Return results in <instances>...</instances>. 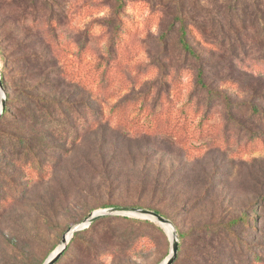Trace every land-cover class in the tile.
Masks as SVG:
<instances>
[{
	"label": "rangeland",
	"instance_id": "1",
	"mask_svg": "<svg viewBox=\"0 0 264 264\" xmlns=\"http://www.w3.org/2000/svg\"><path fill=\"white\" fill-rule=\"evenodd\" d=\"M221 3L0 0L9 107L0 122V264H44L72 226L115 206L170 219L173 264H264V61L249 46L231 48L230 30L223 50L204 41L194 25L210 29ZM180 17L200 60L183 49ZM220 20L225 32L243 30ZM200 64L208 85L231 95L233 118L222 99L198 91ZM30 95L57 111L21 116ZM241 215L249 223L235 229L238 246L218 235L217 254H205L198 228ZM107 216L146 219L99 218ZM148 220H101L56 264H161L171 230ZM140 232L145 244L115 256V242Z\"/></svg>",
	"mask_w": 264,
	"mask_h": 264
},
{
	"label": "trees",
	"instance_id": "2",
	"mask_svg": "<svg viewBox=\"0 0 264 264\" xmlns=\"http://www.w3.org/2000/svg\"><path fill=\"white\" fill-rule=\"evenodd\" d=\"M120 1V0H119ZM219 16V17H217ZM220 18L228 19L230 23H233L234 25L241 24V27L243 28L242 32L236 29L235 26H229L226 30V32L223 30V25L220 20ZM179 32H180V42L183 46V49H185L192 57H195L196 59L200 60L202 57L197 55L196 51L193 49V47L189 44L187 38L189 35L190 27L187 26V22L184 18L180 17L179 19ZM211 22L210 29L202 28L200 25H194L199 31H201L202 34H204L205 38L204 41L208 44H212L214 46L220 47L219 49L223 50V45L226 43V39H229V36L227 35L228 30H230L236 39L235 46L232 45L231 48L235 49L239 45L243 50L246 49L247 46H249L252 51L256 53H260L259 57L256 59V61L263 62L264 61V0H222V3L218 5L217 8V15L216 16H209V23ZM217 24L219 25V31ZM241 33L243 34V37L241 36ZM221 34L222 36H220ZM227 35V36H226ZM225 37V38H224ZM228 41V40H227ZM258 67L260 68L259 63ZM200 69L198 70L197 79H196V87L198 91H202L205 93L206 98H209L210 100L213 98H220L224 101L228 111L230 118L234 117V114L236 113L237 105L233 102L231 95L221 92L220 90L209 86L208 83L205 80V69L200 64ZM2 76V83L5 84L3 70L1 71ZM32 99L26 104L22 106V110L20 112L21 116H32L31 114L36 115H45L49 113L50 115H53L54 112L57 111V108H48L47 112L42 110L43 104H40V100L43 99L40 96H31ZM40 101V102H39ZM51 102V101H50ZM36 103L34 106L36 109H33V104ZM42 103V102H41ZM51 103H54L51 102ZM55 105H57L55 103ZM251 111L254 115H260L261 111L257 108V105L255 103V100L253 99L250 103ZM9 111L8 104H6L5 109L3 113L0 115V122L5 118V115ZM253 138H256V133L254 132ZM24 158V156L21 157V159ZM153 210V209H152ZM157 211V210H155ZM160 213L159 211H157ZM161 214V213H160ZM119 220V221H128L133 222L136 224H151V221L148 219L145 220H136L131 219L128 216H118V217H102V218H96L87 228L84 230H80L78 232H75L71 238V240L68 242L66 249L63 251V253L60 255H64L66 251L69 249L72 242L76 241L80 234L84 232H93L96 229L97 223L101 220ZM247 216L241 215L239 217H233L230 218L228 221L219 222V223H208L204 224L201 227L198 228L200 238L203 241V249H205L204 253L209 254L213 257V255L217 254V249L214 248V245L212 244L213 240L215 241V236H221L225 237V239L228 241V244L232 246H238V241H240L239 236L236 232V228L239 226H247L248 225ZM210 238V240H209ZM126 243H117L115 242L113 244V249L115 256L119 255H126L127 252H132L139 246L146 243L145 234L143 233H137L131 237H129L126 241ZM90 243H93L92 240H90ZM89 243V244H90ZM219 245V244H218ZM210 247L211 250H207L206 247ZM97 247V246H95ZM244 249V248H241ZM179 251V248H178ZM243 251V250H242ZM178 255V253H177ZM253 255H256L253 252ZM59 257V258H60ZM59 258L55 261L54 264H56L59 260ZM259 259L260 256L256 255V259ZM175 262V260H174ZM173 262V263H174ZM172 263V264H173Z\"/></svg>",
	"mask_w": 264,
	"mask_h": 264
},
{
	"label": "water",
	"instance_id": "3",
	"mask_svg": "<svg viewBox=\"0 0 264 264\" xmlns=\"http://www.w3.org/2000/svg\"><path fill=\"white\" fill-rule=\"evenodd\" d=\"M0 94H1V109H0V115H1L5 109V100H6L1 77H0ZM106 214H122V215L137 216V217L158 221L163 225L164 224L171 225L172 235L171 234L170 235L172 237V249L170 255L161 264H172L174 262V260L177 257L178 248H179V240L177 237V231L175 227L172 225L170 219L166 218L165 216H163L162 214L158 213L155 210L148 209L145 207L115 206V207H109L103 209L102 211L95 212L91 214L88 218H86L83 222L75 224L67 231V233L71 234L70 239L76 231L81 230L85 226H88L90 223H92L96 218L104 216ZM66 234L62 239L63 246L60 249H58V251L55 254H51V256L44 264H54L55 261L60 257V255L66 249L67 244L69 242V240L66 238Z\"/></svg>",
	"mask_w": 264,
	"mask_h": 264
},
{
	"label": "bare ground",
	"instance_id": "4",
	"mask_svg": "<svg viewBox=\"0 0 264 264\" xmlns=\"http://www.w3.org/2000/svg\"><path fill=\"white\" fill-rule=\"evenodd\" d=\"M0 99H1V94H0ZM0 108H1V102H0ZM164 225H166V226L171 230V235H172V227H171V225H169V224H164ZM70 236H71L70 233H67V234H66V238H67L68 240H70ZM62 246H63V243H62ZM60 248H61V247H60ZM60 248H59V249H60ZM57 251H58V250H57ZM57 251H56V252H57ZM56 252H55V253H56ZM55 253H54V254H55Z\"/></svg>",
	"mask_w": 264,
	"mask_h": 264
}]
</instances>
